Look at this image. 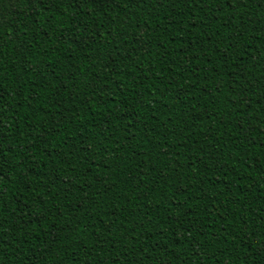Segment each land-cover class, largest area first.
I'll return each mask as SVG.
<instances>
[{"label":"trees","instance_id":"obj_1","mask_svg":"<svg viewBox=\"0 0 264 264\" xmlns=\"http://www.w3.org/2000/svg\"><path fill=\"white\" fill-rule=\"evenodd\" d=\"M0 264H264V0H0Z\"/></svg>","mask_w":264,"mask_h":264}]
</instances>
